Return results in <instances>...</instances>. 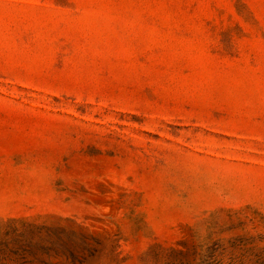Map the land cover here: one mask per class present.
I'll list each match as a JSON object with an SVG mask.
<instances>
[{
    "label": "rangeland",
    "instance_id": "374dc122",
    "mask_svg": "<svg viewBox=\"0 0 264 264\" xmlns=\"http://www.w3.org/2000/svg\"><path fill=\"white\" fill-rule=\"evenodd\" d=\"M0 264H264V0H0Z\"/></svg>",
    "mask_w": 264,
    "mask_h": 264
}]
</instances>
